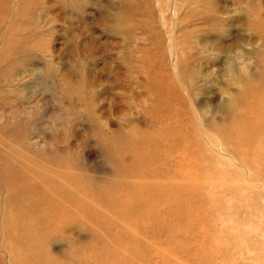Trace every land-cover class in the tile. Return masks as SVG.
<instances>
[{
	"label": "rangeland",
	"instance_id": "rangeland-1",
	"mask_svg": "<svg viewBox=\"0 0 264 264\" xmlns=\"http://www.w3.org/2000/svg\"><path fill=\"white\" fill-rule=\"evenodd\" d=\"M0 9V157L14 158L8 151L18 147L9 143L11 138L46 152L76 144L80 151H75L74 169L83 170V164L91 175H108L93 109L112 130L119 120L124 125L142 122L135 96L152 74L132 73V78L129 69L139 72L146 62L161 66L155 52L169 56L172 76L192 99L190 110L204 130L207 150L200 152L205 159L193 173L211 165L225 174L218 180L211 174L192 177L215 193L209 219L215 214L224 221L216 222L221 234L210 236L213 247L208 250L218 249L209 262L207 248L199 249L205 236L193 231L176 237L178 222L171 224V239L157 231L161 241L149 240L151 250L132 243V232V239L118 240L116 248L128 249L127 264H264V134L256 145L249 137L248 150L238 147L243 140L235 145L234 136L224 138L226 124L241 106L256 108L254 100L241 97L244 80L254 85L256 101L264 108V0H0ZM129 107L125 115L120 110ZM23 155L37 161L31 153ZM189 195L195 196L193 189ZM86 224L73 232L72 245L97 249L98 241L86 240L93 223ZM109 229L98 226L114 238L118 226ZM12 238L6 236L4 242ZM49 242L56 260L80 262L61 236ZM22 254L27 256V248ZM24 261L32 264L28 256Z\"/></svg>",
	"mask_w": 264,
	"mask_h": 264
},
{
	"label": "bare ground",
	"instance_id": "bare-ground-1",
	"mask_svg": "<svg viewBox=\"0 0 264 264\" xmlns=\"http://www.w3.org/2000/svg\"><path fill=\"white\" fill-rule=\"evenodd\" d=\"M144 53L149 57L147 52ZM154 56L162 60L161 66L146 62L141 71L131 67L128 72L132 78V73L149 71L152 74L150 79H144L142 94L135 96V110L144 113L142 122L124 125L119 120L121 124L112 130L93 109L95 136L110 164L108 175H91L84 171L83 164H80L83 170L74 169L75 151H80L76 144L73 148L64 145L46 152L28 142L23 141L20 145L18 139L9 140L13 148H18L8 151L14 154L13 159L0 157V264H26L24 259L27 256L32 264H67L51 254L49 240L60 236L72 247L66 250L79 255L78 264H87L88 260L94 262L95 259L93 264H127L126 260L130 258L128 249L124 246L116 248L121 245L118 240L132 239V232V243L146 244L151 250L149 240L161 241L155 237L157 231L165 232L170 239L174 237L175 229L171 227L174 222L180 223L179 230H175L176 237L193 231L194 235L205 236L199 249L207 248L204 254L211 262V252L218 248L208 250V246L213 247L210 236L221 234L216 222L224 219L215 214H212V221L209 219L210 202L215 193L192 177L200 179L211 174L214 180H218L225 178V174L211 165L193 173V169L205 159L201 155L207 150L204 130L190 110L192 99L189 101L184 86L172 76L169 56L158 52ZM244 82L243 87L240 85L241 97L248 102L254 100L256 108L249 106L245 110L241 106L238 114L226 124L224 138L234 136L235 145L243 140L238 147L248 150L249 137L256 145L264 134V108L256 101L257 92L251 81ZM88 102L85 101L86 107H90ZM201 106L207 107L206 102ZM120 110L125 115L130 107ZM255 145L253 159L256 160ZM24 153H31L37 161H27ZM55 158L59 161L53 160ZM54 168L59 171L55 172ZM192 189L195 196L189 195ZM99 211L104 213L94 219ZM104 218L110 222L101 220ZM91 222V237L86 240L94 245L98 241L99 247L72 245L73 232ZM110 225L118 226L114 238L98 230L100 226L111 231ZM6 236L13 238L5 243ZM25 248L27 256L22 254Z\"/></svg>",
	"mask_w": 264,
	"mask_h": 264
}]
</instances>
